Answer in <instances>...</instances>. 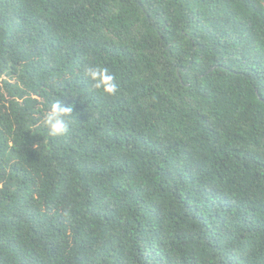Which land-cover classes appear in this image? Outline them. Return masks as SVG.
Masks as SVG:
<instances>
[{"label": "trees", "instance_id": "16d2710c", "mask_svg": "<svg viewBox=\"0 0 264 264\" xmlns=\"http://www.w3.org/2000/svg\"><path fill=\"white\" fill-rule=\"evenodd\" d=\"M0 264H264V0H0Z\"/></svg>", "mask_w": 264, "mask_h": 264}, {"label": "clouds", "instance_id": "9594fccd", "mask_svg": "<svg viewBox=\"0 0 264 264\" xmlns=\"http://www.w3.org/2000/svg\"><path fill=\"white\" fill-rule=\"evenodd\" d=\"M88 78L93 82V87L104 94L115 95L118 91L116 77L107 67L93 65L87 71ZM72 113L71 107H64L58 101L53 102L45 113L43 124L48 129L49 135L63 137L69 133V120Z\"/></svg>", "mask_w": 264, "mask_h": 264}]
</instances>
